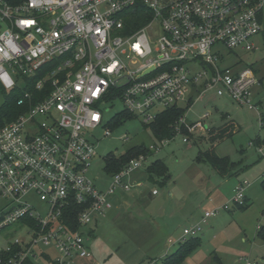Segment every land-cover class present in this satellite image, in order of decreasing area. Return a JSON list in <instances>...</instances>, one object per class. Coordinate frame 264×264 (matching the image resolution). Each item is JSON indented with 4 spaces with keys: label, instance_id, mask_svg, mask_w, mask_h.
<instances>
[{
    "label": "built area",
    "instance_id": "obj_1",
    "mask_svg": "<svg viewBox=\"0 0 264 264\" xmlns=\"http://www.w3.org/2000/svg\"><path fill=\"white\" fill-rule=\"evenodd\" d=\"M133 13L145 16L142 26ZM156 27L160 35L151 41ZM263 32L264 0H0V90L19 89L16 104L25 108L0 127V198L6 201L0 229L28 220L26 236L0 250V264L90 259L84 227L112 207L117 188L141 186L128 177L145 160L130 159L106 190L86 177L96 155L93 130L111 133L104 104L119 99L144 124L169 107L187 105L192 93L198 99L214 91L255 108L249 99L258 81L252 66L235 70V63L219 62L222 49H258L253 39L264 38ZM184 116L176 133L181 124L191 134L202 130ZM29 197L40 200L45 215L34 211ZM245 197L243 184L236 186L233 202L242 205ZM72 206L79 207L76 230L63 222ZM214 214L206 211L204 218ZM199 231L185 228L181 238Z\"/></svg>",
    "mask_w": 264,
    "mask_h": 264
},
{
    "label": "rangeland",
    "instance_id": "obj_2",
    "mask_svg": "<svg viewBox=\"0 0 264 264\" xmlns=\"http://www.w3.org/2000/svg\"><path fill=\"white\" fill-rule=\"evenodd\" d=\"M159 35L156 27L149 39L155 40ZM253 41L258 46L256 50L222 49L225 56L219 63L221 66L235 63V70L247 64L253 67L258 81L251 87L249 99L255 108L238 106L214 91L204 92L198 99L192 93L194 100L184 118L190 125L200 122L202 130L198 128L191 134L185 127L186 132L175 133L166 144L160 145L161 140L153 135L150 125L126 112L121 100L104 104L103 121H110L107 128L111 133L103 135V127L93 130L96 155L87 167L86 177L97 188L106 190L112 180V171L104 168L106 156L118 158L138 146L148 148L150 154L143 155L144 166L128 177L130 184L138 182L141 186L129 190L117 188L112 207L103 216L92 217L84 227L83 235L92 259H81L79 264H155L154 259L174 252L183 240L194 237L181 238L185 228L194 226L200 227L196 235L200 243L186 256L185 264H219L215 259L222 264H242L244 259L264 264V240L257 234V227L264 224L261 184L264 179V38L257 36ZM4 102L5 93L0 90V105ZM180 105L187 106L185 102ZM205 114L206 118H202ZM115 120L116 126L111 127ZM229 123L235 126L231 135L210 141L206 130ZM184 134L187 142L183 141ZM209 150L234 162L235 172L218 173L207 158L200 156ZM158 159L170 174L166 183L155 175L149 178L147 173V168ZM240 184L249 204L244 209L233 202L234 188ZM28 202L34 211L46 214L38 198L29 197ZM5 205L6 201L0 198V216ZM206 211L215 214L204 218ZM26 225L23 219L1 228L0 250L6 249L14 238L25 237ZM45 262L39 259L37 264Z\"/></svg>",
    "mask_w": 264,
    "mask_h": 264
},
{
    "label": "trees",
    "instance_id": "obj_3",
    "mask_svg": "<svg viewBox=\"0 0 264 264\" xmlns=\"http://www.w3.org/2000/svg\"><path fill=\"white\" fill-rule=\"evenodd\" d=\"M10 4H16L20 0H5ZM135 13L132 14L134 16ZM145 16L142 14H136L134 16L135 22L137 26H142L145 23ZM253 68V67H252ZM255 72V71H254ZM5 93V92H3ZM20 90L14 89L8 93H5V102L0 105V127L13 119H15L18 114H20L25 108L18 106L16 104L18 98L20 97ZM191 100L190 98L189 103L185 108L182 107H169L162 111L160 114H158L155 119L149 123L150 128L152 130L153 135L159 139H171L175 135V126L177 125V120L179 117L184 115L185 111L191 106ZM118 115V114H117ZM114 116L115 119H118L119 116ZM113 117V118H114ZM110 124V121L108 122ZM117 121L115 120L114 124L111 126H116ZM110 126V125H109ZM185 126L183 124L180 125L181 131H184ZM235 126L231 123L224 124L220 127H211L207 132L209 134L210 141H216L219 139L224 138L225 136H229L233 133ZM186 132V131H184ZM186 134V133H185ZM149 149L143 146L133 147L126 151L125 154L121 155L120 157H116L114 155L112 156H106L105 157V169L107 171H112V175L116 172H119L122 170L130 159L137 158L140 155L148 156ZM204 156L209 161L210 165L215 168L218 173L221 175H226L229 173L230 175L235 172V163L231 162L228 157H219L215 154L213 150L206 151L204 153H200V156ZM147 173L149 175V178L152 177V175H155L159 178H161L163 183H166V181L169 179L170 174L168 173V169L165 166V164L161 160H156L153 162L148 168ZM263 188H264V179L261 182ZM238 208H246L248 204V199L245 197V203L242 205L235 204ZM71 212H69V209H67L63 215V222L67 225H69L72 229L76 230L78 229L77 222H76V216H77V210H79V207L72 206ZM26 220V219H25ZM28 222V220H26ZM257 234L261 237L262 240H264V224L257 227ZM200 239L197 236L191 237L190 239L183 240L178 246V248L169 254H166L164 257H160L158 259H154L155 264H185L184 260L186 256H188L196 246L199 245ZM219 264H222L220 261L215 259ZM25 264H33L30 260H27Z\"/></svg>",
    "mask_w": 264,
    "mask_h": 264
},
{
    "label": "crops",
    "instance_id": "obj_4",
    "mask_svg": "<svg viewBox=\"0 0 264 264\" xmlns=\"http://www.w3.org/2000/svg\"><path fill=\"white\" fill-rule=\"evenodd\" d=\"M187 123V122H186ZM187 124H189V123H187ZM190 125V124H189ZM211 128V127H210ZM153 192V191H152ZM154 194H157V193H154ZM247 197V196H246ZM112 201V200H111ZM125 206H127V203H125ZM92 258H90V259H86L87 261H89V260H91ZM81 261H83V260H77L76 261V264H79V262H81Z\"/></svg>",
    "mask_w": 264,
    "mask_h": 264
}]
</instances>
